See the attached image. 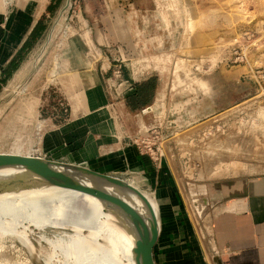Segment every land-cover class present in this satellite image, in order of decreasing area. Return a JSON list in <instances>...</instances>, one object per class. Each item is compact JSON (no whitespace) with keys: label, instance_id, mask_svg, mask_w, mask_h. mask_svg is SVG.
<instances>
[{"label":"crops","instance_id":"obj_1","mask_svg":"<svg viewBox=\"0 0 264 264\" xmlns=\"http://www.w3.org/2000/svg\"><path fill=\"white\" fill-rule=\"evenodd\" d=\"M42 2L0 0V85L7 78V69L18 63L17 55L35 32L43 13ZM74 4L78 6L71 16L74 25L79 23L88 30L93 44L104 56L102 61H91L85 56L88 46L83 40L68 45L56 62L65 65V81L61 83L69 99V115L64 117L59 115L58 108L46 107L52 116L41 114L36 120L38 141L32 145L19 140V144L27 147V154L32 156L86 167L120 179L136 175L144 184L147 181L157 196L154 209L160 236L154 249L156 264H264V174L245 175L214 186L211 233L199 235L190 224L170 168H156L134 146L142 127L139 116L143 117L142 112L138 114L131 108L137 93L123 102L115 101L106 88L110 74L101 66L108 65L111 48L121 44L135 54L140 52L143 72L135 78L137 92L142 84L156 80L154 114L167 117L176 130L236 106L244 93L243 72L211 64L205 69L199 65V71L194 73L170 72L169 66L175 69L182 63L185 66L198 63L186 56L177 57V51L186 46L174 39L186 22V0H75ZM25 59L7 78L8 83L17 72L26 70ZM73 74L76 76L71 81ZM125 77L132 81L129 69ZM174 80L176 88H170L174 99L165 105L162 98L169 82L172 87L175 85ZM201 81L205 82V88Z\"/></svg>","mask_w":264,"mask_h":264},{"label":"rangeland","instance_id":"obj_2","mask_svg":"<svg viewBox=\"0 0 264 264\" xmlns=\"http://www.w3.org/2000/svg\"><path fill=\"white\" fill-rule=\"evenodd\" d=\"M68 1L43 0V13L34 32V48L23 62L27 64L26 70L17 72L11 82L0 85V153L29 155L27 147L19 144V140L32 145L38 141L35 122L41 114L51 115L46 107L58 108L59 115L64 117L69 115L65 109L69 110L70 103L61 83L66 76L65 65L56 61L65 54L69 44L83 40L93 47V40L85 27L79 23L74 25L71 16L78 6L75 0H70L68 6ZM185 8L186 22L174 39L186 46L177 51V57L186 56L198 63L195 66L182 63L175 69L169 66L170 72L194 73L199 71V65L204 69L213 65L239 74L243 72L244 93L236 106L178 130L173 125L164 134L169 138L162 144L165 150L162 167L170 168L190 224L204 236L210 234L212 228L213 187L245 175L264 174V0H186ZM87 54L88 50L86 57ZM75 76L70 77L71 81ZM169 83L162 98L165 105L174 99L170 88L174 90L177 82L174 80L173 87L172 82ZM200 83L205 88V82ZM151 85L131 103L138 114L153 106L158 83L154 80ZM142 116L139 121L144 131L156 124L153 115ZM140 146L143 148L142 144ZM123 180L140 185L141 193L149 194L153 199L151 213L155 216L154 198L157 196L147 181L144 184L136 175ZM160 213L161 210V224ZM46 229L42 234L49 237L62 233ZM22 245L9 234L1 235L0 264H34V257Z\"/></svg>","mask_w":264,"mask_h":264},{"label":"bare ground","instance_id":"obj_3","mask_svg":"<svg viewBox=\"0 0 264 264\" xmlns=\"http://www.w3.org/2000/svg\"><path fill=\"white\" fill-rule=\"evenodd\" d=\"M59 171L109 197L101 199L52 183L59 182ZM127 183L141 193L140 185ZM141 194L146 201L132 189L66 167H3L0 236L9 234L19 240L34 257V264H138L140 227L124 203L148 226L153 225V199ZM46 228L62 233L49 237L42 234Z\"/></svg>","mask_w":264,"mask_h":264},{"label":"built area","instance_id":"obj_4","mask_svg":"<svg viewBox=\"0 0 264 264\" xmlns=\"http://www.w3.org/2000/svg\"><path fill=\"white\" fill-rule=\"evenodd\" d=\"M87 46V57L94 62L102 61V57L104 56L102 50L95 44H93V47L90 45ZM139 53L135 54L127 49L125 45L121 44L116 48H111L109 51L107 56L108 65L104 67L102 64V70L105 73L110 74L106 81V87L107 91L115 101L123 102L137 93V83L135 78L143 72L140 66L142 59L140 58ZM128 69L132 75V81L125 77V71ZM68 111V108H66L65 112ZM142 113L144 115H153L156 119V124L146 128L145 131L140 129L138 136L134 140V146L138 149L141 155L147 156L158 168L162 169V162L165 158V150H163L162 144L169 138L164 134L168 131L167 129L173 125L167 117H156L152 106L145 108ZM152 135H154V137H151ZM141 144L143 145V148L140 146Z\"/></svg>","mask_w":264,"mask_h":264},{"label":"water","instance_id":"obj_5","mask_svg":"<svg viewBox=\"0 0 264 264\" xmlns=\"http://www.w3.org/2000/svg\"><path fill=\"white\" fill-rule=\"evenodd\" d=\"M3 167H23L27 169L41 168V167L56 169L58 167H66L72 171L81 172L83 175L103 179L113 185L132 189L136 191L143 200H145L140 192L132 188L123 179H120L115 176L103 174V173L91 170L89 168H86V167L50 160L42 156L39 157V156H32L31 154L20 155V154L0 153V168H3ZM56 177L59 178V182H52V183H55L60 186H63V185L68 186L73 189L82 191L84 193L90 194L92 196H95L101 199H105L109 197L108 195H106L105 193L101 191L88 188L86 186H83L82 184L75 182L72 179L71 175L66 172L59 171V174ZM124 205L127 207L129 212L135 219L136 223L140 227L139 240L136 242L138 264H156L155 259H154V249H155V246L157 245V242L160 236L158 221L153 220V225L148 226L145 220L135 210H133L131 207H129L125 203ZM218 264H221V263H218Z\"/></svg>","mask_w":264,"mask_h":264},{"label":"trees","instance_id":"obj_6","mask_svg":"<svg viewBox=\"0 0 264 264\" xmlns=\"http://www.w3.org/2000/svg\"><path fill=\"white\" fill-rule=\"evenodd\" d=\"M35 33H33L32 35H31V37L29 38V40L27 41V43H26V45L24 46V48H23V52L21 51L18 55H17V62L18 63H16L15 65H13V66H10L8 69H7V71H6V77L7 78H9V77H11V75L13 74V72L19 67V62H21V60H23L25 57H26V55L30 52V50L33 48V44H35ZM7 78L5 79V80H3V82H1L3 85H4V83H6L7 82ZM153 81H154V79H152V80H149L148 82H146V83H144V84H142L140 87H139V89H138V92H137V95L135 96V97H133L132 98V101H131V103L134 101H136L140 96H142L143 95V89L144 88H146L148 85H151V84H153ZM152 86V85H151ZM147 88H149L150 89V87H147ZM148 89H146L145 91H147Z\"/></svg>","mask_w":264,"mask_h":264}]
</instances>
